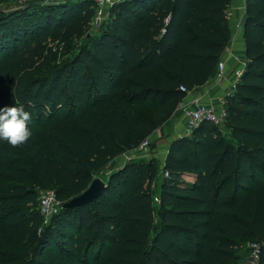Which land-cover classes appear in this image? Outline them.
<instances>
[{
	"label": "trees",
	"instance_id": "1",
	"mask_svg": "<svg viewBox=\"0 0 264 264\" xmlns=\"http://www.w3.org/2000/svg\"><path fill=\"white\" fill-rule=\"evenodd\" d=\"M231 3L121 1L91 39L90 2L0 18V107L23 106L32 132L0 142V264H243L252 244L264 264V0H246L247 66L225 100L231 135L204 124L171 144L158 213L157 163L144 159L103 179L93 204L62 209L152 138L181 87L215 78ZM50 190L60 210L46 226L38 200Z\"/></svg>",
	"mask_w": 264,
	"mask_h": 264
},
{
	"label": "built area",
	"instance_id": "2",
	"mask_svg": "<svg viewBox=\"0 0 264 264\" xmlns=\"http://www.w3.org/2000/svg\"><path fill=\"white\" fill-rule=\"evenodd\" d=\"M29 2H41L44 6H59L69 2H90L95 6V19L93 28L98 29L100 25L108 18L111 9L118 3L117 0H27ZM238 64L241 65V70L234 74V80L231 82V89L229 95H232L244 75L245 68L247 66L246 56L234 57ZM229 81V75L227 65L224 61H220L217 69L216 76L214 78V84L222 86ZM186 97L181 103L178 111V124H182L184 130L179 134V137L191 136L199 127L204 124H211L219 129L225 127L228 113L225 106V100L220 101L219 104L204 103L200 97L193 94V91L186 87L180 88ZM154 144L152 139L147 140L138 150L124 155L128 161L135 160L136 158H147L148 155H155L156 149L153 148ZM169 178V173L166 172ZM60 203L56 199L54 191H46L40 198V212L44 219V225H48L51 219L57 212ZM251 254L246 264H258L261 256V245L252 244Z\"/></svg>",
	"mask_w": 264,
	"mask_h": 264
},
{
	"label": "crops",
	"instance_id": "3",
	"mask_svg": "<svg viewBox=\"0 0 264 264\" xmlns=\"http://www.w3.org/2000/svg\"><path fill=\"white\" fill-rule=\"evenodd\" d=\"M245 19L246 0H232L229 9L230 43L221 57V60L227 65L229 81L222 86H218L214 84V78H212L208 84L196 88L193 94L200 97L204 103L219 104L220 101L226 100L229 95L231 82L234 80V74L241 70V65L238 64L234 57L246 56V44L244 40ZM176 119L173 118L171 122L165 123L153 134L151 139L155 146H153V148L156 149V154L154 155L156 159L166 156L171 144L179 138V134L183 132V125L178 124L179 120L176 121ZM119 158L120 157L116 158L111 165L117 163ZM123 166L124 164H121V166H118L115 170H110L109 174L121 169Z\"/></svg>",
	"mask_w": 264,
	"mask_h": 264
},
{
	"label": "rangeland",
	"instance_id": "4",
	"mask_svg": "<svg viewBox=\"0 0 264 264\" xmlns=\"http://www.w3.org/2000/svg\"><path fill=\"white\" fill-rule=\"evenodd\" d=\"M117 1L121 2V1H125V0H117ZM44 7H46V6H44L41 2H29L27 0H0V18L13 16L14 14H18L19 12H27V11L37 12L39 10H42ZM108 19H109V17H108ZM97 30L98 29H94L93 26H92L90 31H88V33H87V38L91 39V37H95V34L97 33ZM85 39L86 38L84 36L80 40V44L77 45L78 46V50L81 47V45H83L86 42ZM61 62H62V59L58 61V65H60ZM178 111H179V108L177 106L175 108V111H174L173 115L169 119H166L165 123L171 122L173 120V118L176 119L177 116H178ZM137 115H138V117L141 120H144V119H146L149 116V111H148L147 108L141 107V108H139L137 110ZM177 120H178V118L176 119V121ZM219 131L225 137H230V135H231V133L228 130L226 125H225L224 128L219 129ZM138 159H140V158H138ZM138 159L136 158L135 160H138ZM142 159H144L145 161L154 160L157 163L158 172H157V176H156L155 182L153 184L152 192H153V196H154L155 202H156V204H155L156 213H158V211L160 209L161 199H162V186L168 180L167 179L168 177H167L166 171H165L167 155L163 156L161 158H158V159H156L153 155H148L147 158H142ZM128 160L129 159H127L125 156L120 157L119 161L117 163L112 164L109 167V170H107L105 173H103L102 179H104V180L106 179V177L109 175V171L110 170H112V169L115 170L116 168H118V166H121V164H124V165L127 164L129 162ZM42 194L43 193L40 194V197H39V200H38V208H39V210H40V198H41ZM59 210H60V206L58 207L56 214L59 212ZM52 219L49 222V224L46 225V226H49L51 224ZM251 249L249 250L248 255L245 256L243 254L242 260H241L243 262V264H246V262L244 260L249 258L250 254H251Z\"/></svg>",
	"mask_w": 264,
	"mask_h": 264
},
{
	"label": "clouds",
	"instance_id": "5",
	"mask_svg": "<svg viewBox=\"0 0 264 264\" xmlns=\"http://www.w3.org/2000/svg\"><path fill=\"white\" fill-rule=\"evenodd\" d=\"M30 120L31 114L23 106L0 107V142L13 147L26 143L32 135Z\"/></svg>",
	"mask_w": 264,
	"mask_h": 264
},
{
	"label": "water",
	"instance_id": "6",
	"mask_svg": "<svg viewBox=\"0 0 264 264\" xmlns=\"http://www.w3.org/2000/svg\"><path fill=\"white\" fill-rule=\"evenodd\" d=\"M107 187L108 184L106 181L101 178H96L86 191L64 204L62 209H76L93 204Z\"/></svg>",
	"mask_w": 264,
	"mask_h": 264
}]
</instances>
